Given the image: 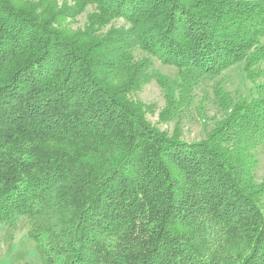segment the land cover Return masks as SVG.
Masks as SVG:
<instances>
[{
	"label": "trees",
	"instance_id": "16d2710c",
	"mask_svg": "<svg viewBox=\"0 0 264 264\" xmlns=\"http://www.w3.org/2000/svg\"><path fill=\"white\" fill-rule=\"evenodd\" d=\"M85 3L80 35L0 0V229L11 244L22 223L38 257L11 246L12 264H264V0ZM136 47L177 67L176 92ZM238 64L255 92L217 83L223 119L184 141L196 89ZM153 81L171 134L133 98Z\"/></svg>",
	"mask_w": 264,
	"mask_h": 264
},
{
	"label": "rangeland",
	"instance_id": "374dc122",
	"mask_svg": "<svg viewBox=\"0 0 264 264\" xmlns=\"http://www.w3.org/2000/svg\"><path fill=\"white\" fill-rule=\"evenodd\" d=\"M85 1L86 0H14V3L18 8L23 7L22 9L25 8L24 10L27 9L26 11L34 12L38 16H43L48 19L57 18L58 16L59 21L54 24L55 27L66 29L67 32L72 34H82L90 26L89 24L94 15L99 14L97 5L87 4ZM80 5L83 6L80 7ZM52 10L56 11V14ZM114 26L117 29L129 28V25L123 20H112L97 32V34L100 35L99 38H104ZM133 55L135 61L149 60L155 72L166 77L172 90L176 92L179 83L177 67L165 63L156 56L148 54L140 47L134 49ZM217 83L230 94L234 102L243 98H250L253 90L255 92V85L248 80L243 64L231 67L219 77L207 78L200 87L196 89L195 103L192 108L180 117L184 141L194 142L204 139L214 125L223 119V113L219 112L214 104V89ZM133 98L141 101L145 109H148L146 117L153 126L167 131L170 134L173 132L178 118L169 124L161 122L159 115L166 107V98L165 92L156 81L147 84L141 92L133 95ZM200 104H202L206 113L203 117L199 116L196 111V107ZM255 156L259 162L255 175V182L261 184L264 181V144L255 150ZM260 208L264 213V196L262 197ZM21 224L22 223H19L17 225L13 233L14 240L11 244L3 243L5 229H0V264H12V256L9 255L11 246L14 247L16 253L24 252L25 260L30 259L38 261V257L34 251V243L27 235V228L20 227Z\"/></svg>",
	"mask_w": 264,
	"mask_h": 264
}]
</instances>
